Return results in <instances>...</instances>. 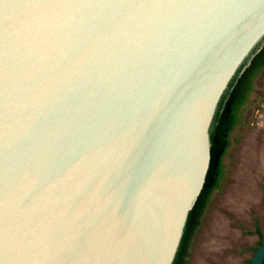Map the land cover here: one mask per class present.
<instances>
[{
    "label": "water",
    "instance_id": "95a60500",
    "mask_svg": "<svg viewBox=\"0 0 264 264\" xmlns=\"http://www.w3.org/2000/svg\"><path fill=\"white\" fill-rule=\"evenodd\" d=\"M263 37L264 0H0V264H173Z\"/></svg>",
    "mask_w": 264,
    "mask_h": 264
},
{
    "label": "rangeland",
    "instance_id": "374dc122",
    "mask_svg": "<svg viewBox=\"0 0 264 264\" xmlns=\"http://www.w3.org/2000/svg\"><path fill=\"white\" fill-rule=\"evenodd\" d=\"M263 116L264 69L256 76L249 94V100L243 109L241 121L232 132L231 144L224 156V175L218 187L211 193L200 223L191 237L192 240L189 245V253L185 264H222L214 260L213 257H210L206 245L208 238L213 234L212 221L216 213L218 211L221 212V210L223 213L230 216V225L232 229L236 228L235 230L240 231L238 244L236 242L233 246L224 248L225 256L228 257L232 254L233 256H231L234 257V259L231 261L229 260L227 264H250L255 251L260 243L264 241V179H261V182L259 181L261 194L259 204L257 207H252L248 211L247 218L241 219L223 207L226 194L235 180L236 171L240 163L242 147H244L249 137L255 134L262 135ZM260 136H257V140L259 145L263 146L264 140ZM259 229L260 233H258Z\"/></svg>",
    "mask_w": 264,
    "mask_h": 264
},
{
    "label": "bare ground",
    "instance_id": "6f19581e",
    "mask_svg": "<svg viewBox=\"0 0 264 264\" xmlns=\"http://www.w3.org/2000/svg\"><path fill=\"white\" fill-rule=\"evenodd\" d=\"M262 130L261 136L255 134L249 137L244 147H242L235 180L231 184L223 204L226 210L241 219L247 218L248 211L252 207H257L261 198L259 181L264 179V144L263 146L259 145L257 136L264 140V120ZM229 217L222 210L216 213L212 221L213 234L209 235L206 244L210 257L222 264H227L229 260L234 259L232 254L228 257L224 255V248L233 246L236 242L238 244L240 239V231L235 230L236 228L232 229Z\"/></svg>",
    "mask_w": 264,
    "mask_h": 264
},
{
    "label": "trees",
    "instance_id": "16d2710c",
    "mask_svg": "<svg viewBox=\"0 0 264 264\" xmlns=\"http://www.w3.org/2000/svg\"><path fill=\"white\" fill-rule=\"evenodd\" d=\"M262 66H264V37L243 61L220 99L210 127V168L203 190L189 213L184 232L188 231L192 225L195 212L200 210L202 201L208 196L212 189L210 186H212L216 179L223 175V157L230 145V132L233 126L238 122V111L244 100V92L242 91H244V88L247 89L251 85L252 77ZM247 67H249V70H247ZM183 237L180 244H182ZM179 252L180 248L178 249L173 264H177Z\"/></svg>",
    "mask_w": 264,
    "mask_h": 264
},
{
    "label": "flooded vegetation",
    "instance_id": "af4514ba",
    "mask_svg": "<svg viewBox=\"0 0 264 264\" xmlns=\"http://www.w3.org/2000/svg\"><path fill=\"white\" fill-rule=\"evenodd\" d=\"M263 69H264V66H262L258 70V72L252 77V79H251V81H252L251 82V85L247 89L244 88V91H242V92H244L243 93V97H244L243 99L244 100H243V102H242V104H241V106L239 108V111H238V122L233 126V128H232V130L230 132V137H229L230 138V144H231V135H232V132L237 127V125L239 124V122L241 121L242 112H243L244 107L246 106V103L249 100V94H250V91H251V89L253 87L254 80H255L256 76L258 75V73L260 71H262ZM247 70H249V67H247ZM223 171H224V157H223ZM223 175H224V172H223ZM223 175H222V177H223ZM222 177L216 179L213 182L212 186H210V187H212V189H211L210 193L208 194V196L206 198H204V200L202 201L200 210H198L197 212H195L194 217H193L192 225L190 226V228H189L188 231L184 232L183 241H182V244H180L181 246L179 247L180 248V252L178 254L177 264H185L186 259L188 257V253H189V245H190V242L192 240L191 237H192L195 229L198 227V225L200 223V220H201V218H202V216L204 214V211L206 209L207 203H208V201L210 199L211 193L218 187V185H219ZM258 233H260V229L258 230ZM263 242L264 241H262V243ZM262 243H260V245Z\"/></svg>",
    "mask_w": 264,
    "mask_h": 264
}]
</instances>
